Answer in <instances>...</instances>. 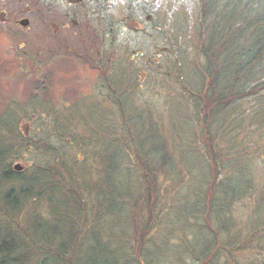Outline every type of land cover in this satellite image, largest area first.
Instances as JSON below:
<instances>
[{"label": "trees", "instance_id": "16d2710c", "mask_svg": "<svg viewBox=\"0 0 264 264\" xmlns=\"http://www.w3.org/2000/svg\"><path fill=\"white\" fill-rule=\"evenodd\" d=\"M109 1L90 0V25L102 35L114 28ZM128 1V18L138 15L142 22L158 25L166 0ZM197 2V49L204 62L190 66L193 74L176 87L177 99L194 123L199 146L192 147L194 157L186 162V153L179 156L176 146L172 152L164 144L146 147L139 141L122 115L121 83L112 70L102 71L96 90L101 101L119 104H83L90 108L86 137L73 131L80 118L73 116L75 110L73 117L59 108L50 117L31 112L38 123L31 136L16 125V117L12 125L0 123V264H158L154 233L160 217L171 210L172 198L182 202L179 187L189 182L186 164L206 174L194 191L201 193L195 214L207 226H194L204 234L201 249L184 242L175 260L189 264L185 254L192 264H264V0ZM148 15L154 20L149 22ZM97 17L100 26L91 20ZM162 35L154 38L157 47ZM176 48L179 59L182 48ZM70 147L81 149L86 158L71 156ZM27 153L40 160L22 172L15 170L14 162ZM52 210L55 230L43 234L49 221L43 219ZM124 211L129 220L119 218ZM195 214L188 213L187 220ZM126 222L133 223L135 237L117 238L110 229L125 224L126 234ZM89 238L90 258L82 253Z\"/></svg>", "mask_w": 264, "mask_h": 264}, {"label": "rangeland", "instance_id": "374dc122", "mask_svg": "<svg viewBox=\"0 0 264 264\" xmlns=\"http://www.w3.org/2000/svg\"><path fill=\"white\" fill-rule=\"evenodd\" d=\"M43 1L0 0V123L3 126L5 123L12 125L13 117H16V125L29 130L28 135L31 136L32 129L38 123L33 121L34 116L29 117L28 114L36 112L47 117L49 112L59 108L57 110H64L68 116L80 117L75 119V129H72L81 138L86 137L84 133L86 127L90 126V108L82 105L90 106L95 101L102 108L119 104L118 101H101L96 90L98 81L103 77L102 71L112 70L115 81L121 83L118 93L122 97L121 102L125 104L120 105V109L124 110L122 115L136 131L139 141L144 142L146 147L151 144V147L158 148L160 144H164L172 152L176 146L179 148V156L186 153L184 161L190 162V158L194 157L192 147L195 150L199 146L194 123L192 119H188L186 105L177 99L179 96L176 87L178 82L179 88L182 87V82L191 77L193 73L190 66L197 68L198 62H204L197 49V0L164 1V7H161L158 14V25L144 23L138 15L135 19L128 18V8L132 2L111 0L108 3L109 17L114 20V28L110 31L107 28L104 35L93 29V23L90 28L86 27L87 2L72 7L68 4L73 0L68 1V4L63 1L62 8L61 5L57 8L54 5L50 13H46L42 10L45 4ZM75 12L80 15L76 16ZM64 14L70 17H61ZM146 19L149 22L154 20L149 15ZM26 20L29 21L28 24L25 23ZM91 20L96 25L100 23L98 17ZM160 35L163 41L157 47L154 38ZM172 44L182 48L179 59L178 50ZM180 67L188 70L183 72L184 77L180 71L174 75L175 68L178 70ZM167 72H172V75L166 77ZM72 110L76 111L73 116ZM63 120L66 117L61 121ZM62 127L65 128V125L61 123V131ZM40 128L41 133H44L46 123L41 124ZM64 131L67 133L65 129ZM69 151L70 155L74 152L71 155L73 157L80 155V160L86 158L79 148L73 151L70 147ZM197 155L195 158L198 159ZM39 160L34 153H27L15 161L13 166L15 170L17 166H21L22 169L17 171L22 172ZM186 165L188 170L185 175L189 182L186 186L179 187V194L184 195L183 198L180 197L182 202L174 203L176 197L172 198V204L168 205H172L171 210L160 217L154 233L153 240L159 243L155 249L158 264H179L180 261L175 259L183 253L181 245L184 242H190L194 247H200L199 249L203 244L204 234L194 226L197 224V227L203 228L207 226V222L203 217L198 219L200 214H195L201 207L196 198L201 193L196 196L194 190L205 181L206 174L198 169L191 170ZM87 171L90 175V157ZM171 179L175 182L176 177ZM128 212L133 216L134 208L131 207ZM188 213L197 217L188 221ZM53 214L52 210L46 215L48 219H43L49 220L43 234L51 235L54 232ZM128 217L125 211L119 215L122 220H129ZM126 225V234L125 224L121 228H111L110 231L117 238H134L133 223L130 225V222H126ZM87 244L82 253L90 258V238ZM114 245L113 243L112 246ZM182 257L189 264L193 263L189 256L183 254ZM120 258L124 263L125 254ZM240 264L245 262L240 260Z\"/></svg>", "mask_w": 264, "mask_h": 264}, {"label": "flooded vegetation", "instance_id": "af4514ba", "mask_svg": "<svg viewBox=\"0 0 264 264\" xmlns=\"http://www.w3.org/2000/svg\"><path fill=\"white\" fill-rule=\"evenodd\" d=\"M63 1H65L66 4H68L67 2L68 1H71V0H44L43 2H45V4H43L42 10L44 12L48 13L52 9V7L54 5H57L56 8L61 5L60 7L62 8V2ZM73 2H70V4H68V5L69 6H72V7H75V6H77V5L81 4V3L87 2V9H86V13H85L87 15L86 27L87 28H90V0H86V1L85 0H73ZM44 5H45L46 8L44 7ZM75 15L76 16H79L80 14H78L77 12H75ZM72 16L74 17V14H72ZM61 17L68 18L70 16H68V14H64ZM73 23H74V21H73ZM139 31H142V30L139 29Z\"/></svg>", "mask_w": 264, "mask_h": 264}, {"label": "water", "instance_id": "95a60500", "mask_svg": "<svg viewBox=\"0 0 264 264\" xmlns=\"http://www.w3.org/2000/svg\"><path fill=\"white\" fill-rule=\"evenodd\" d=\"M28 22H29V21H28ZM28 22H27V20H26L25 23L28 24ZM16 169H17V170H20V169H22V168H21V166H17Z\"/></svg>", "mask_w": 264, "mask_h": 264}]
</instances>
